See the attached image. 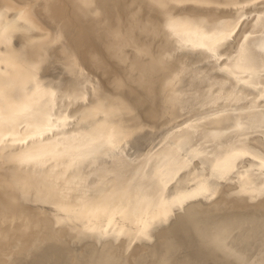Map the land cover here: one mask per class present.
I'll use <instances>...</instances> for the list:
<instances>
[{
	"label": "bare ground",
	"instance_id": "1",
	"mask_svg": "<svg viewBox=\"0 0 264 264\" xmlns=\"http://www.w3.org/2000/svg\"><path fill=\"white\" fill-rule=\"evenodd\" d=\"M166 2L0 0V264H264L260 79L201 47L242 17L258 66L264 18Z\"/></svg>",
	"mask_w": 264,
	"mask_h": 264
},
{
	"label": "snow or ice",
	"instance_id": "2",
	"mask_svg": "<svg viewBox=\"0 0 264 264\" xmlns=\"http://www.w3.org/2000/svg\"><path fill=\"white\" fill-rule=\"evenodd\" d=\"M235 8H259L261 17L264 18V0H245V3H238L228 5ZM159 7L161 9H166L168 7V3L166 0H160ZM242 17H237L236 19L225 22L221 27L215 28L212 31L205 33V37L210 43L208 45H201V47H206L207 51L210 55L211 59H217L220 61H232L237 66L246 65L247 72L250 73L249 81L255 84V76H259L260 83L256 85L259 89V97L260 99H264V34H262V43L260 45V62L258 66H255L251 59V53L248 46L249 37L246 35L242 38L239 44L238 49H234L231 56L225 57L219 55V52L223 47L233 38L235 34V30L239 26V19ZM171 27V24L169 25ZM227 70V66L226 69ZM38 87V86H37ZM48 95L51 97L52 102L54 103L56 93L54 91H49ZM4 99V91L0 88V150L3 149L4 140L6 137L3 134V129L6 124H12L15 122V117L19 114L18 111L15 110L13 105H9V110L6 112L5 108L2 105V101ZM27 110V109H26ZM67 122V117H62L59 121H57L58 125H62ZM198 123V122H195ZM59 127H54L52 124V117L45 115L43 122L38 125L37 134L43 135L46 131H60ZM123 144V140L121 141V145ZM108 146L115 148V143L110 139L108 142ZM39 156H33L31 154H25L21 158V162H27L32 160H38Z\"/></svg>",
	"mask_w": 264,
	"mask_h": 264
}]
</instances>
